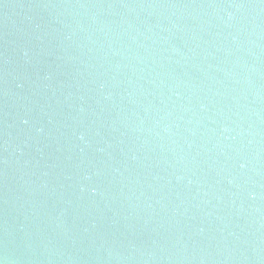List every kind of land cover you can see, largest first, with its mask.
<instances>
[{"label": "water", "instance_id": "water-1", "mask_svg": "<svg viewBox=\"0 0 264 264\" xmlns=\"http://www.w3.org/2000/svg\"><path fill=\"white\" fill-rule=\"evenodd\" d=\"M0 264H264V0H0Z\"/></svg>", "mask_w": 264, "mask_h": 264}]
</instances>
